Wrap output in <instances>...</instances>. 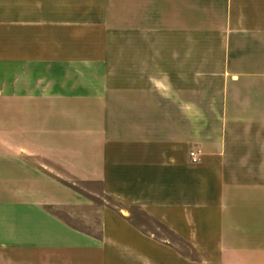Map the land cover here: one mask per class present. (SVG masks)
Segmentation results:
<instances>
[{
	"label": "crops",
	"instance_id": "crops-1",
	"mask_svg": "<svg viewBox=\"0 0 264 264\" xmlns=\"http://www.w3.org/2000/svg\"><path fill=\"white\" fill-rule=\"evenodd\" d=\"M0 264H264V0H0Z\"/></svg>",
	"mask_w": 264,
	"mask_h": 264
},
{
	"label": "rangeland",
	"instance_id": "rangeland-1",
	"mask_svg": "<svg viewBox=\"0 0 264 264\" xmlns=\"http://www.w3.org/2000/svg\"><path fill=\"white\" fill-rule=\"evenodd\" d=\"M194 148V147H192ZM191 148V149H192ZM202 149V148H201ZM56 170L62 174V180H65L67 182H69L71 185H74L77 189L84 191L90 198H92V200H94V202H96V205H100L101 204H114L115 202L102 195L101 194V187L100 184L94 180H80L78 178L72 177V176H68L65 175L60 169L59 167H56ZM137 213H139V211H137ZM140 215V220H144V217L141 216V213H139ZM146 220V219H145ZM146 222H148V220H146ZM150 222V221H149ZM151 223V222H150ZM152 225H154L155 227H157L155 224L151 223ZM160 233H162L163 237H157L163 240H169L170 242H172V244L174 243V245L180 250L182 251L184 254L187 255H191V251L192 248L190 247L189 243L179 239L178 237H173L172 234L165 230V228L162 227L161 230H159Z\"/></svg>",
	"mask_w": 264,
	"mask_h": 264
},
{
	"label": "built area",
	"instance_id": "built-area-1",
	"mask_svg": "<svg viewBox=\"0 0 264 264\" xmlns=\"http://www.w3.org/2000/svg\"><path fill=\"white\" fill-rule=\"evenodd\" d=\"M189 158L192 163H199L203 158V150L200 147H194L189 151Z\"/></svg>",
	"mask_w": 264,
	"mask_h": 264
}]
</instances>
